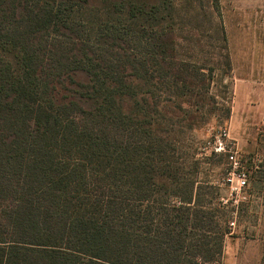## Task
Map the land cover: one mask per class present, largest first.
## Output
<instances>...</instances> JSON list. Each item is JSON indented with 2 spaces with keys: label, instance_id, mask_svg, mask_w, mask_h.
<instances>
[{
  "label": "trees",
  "instance_id": "obj_1",
  "mask_svg": "<svg viewBox=\"0 0 264 264\" xmlns=\"http://www.w3.org/2000/svg\"><path fill=\"white\" fill-rule=\"evenodd\" d=\"M172 7L0 0V264H216L192 191L155 199L178 183L168 108L206 78L176 57Z\"/></svg>",
  "mask_w": 264,
  "mask_h": 264
},
{
  "label": "rangeland",
  "instance_id": "obj_2",
  "mask_svg": "<svg viewBox=\"0 0 264 264\" xmlns=\"http://www.w3.org/2000/svg\"><path fill=\"white\" fill-rule=\"evenodd\" d=\"M172 2L176 57L206 78L189 90L191 112L168 108L180 124L170 133L178 183L168 182L156 202L179 206L192 191L189 213L202 230L192 233L202 235L203 261L264 264V0ZM192 117L198 127L183 128ZM235 151L248 177L241 195L228 182ZM205 211L216 220L206 225Z\"/></svg>",
  "mask_w": 264,
  "mask_h": 264
},
{
  "label": "built area",
  "instance_id": "obj_3",
  "mask_svg": "<svg viewBox=\"0 0 264 264\" xmlns=\"http://www.w3.org/2000/svg\"><path fill=\"white\" fill-rule=\"evenodd\" d=\"M237 154L238 152L235 151L229 155L230 163L233 166V172L230 174L228 182L230 184L232 193H235L236 195H241L242 190L245 189L247 186L248 177L245 171L240 170L241 165L238 160Z\"/></svg>",
  "mask_w": 264,
  "mask_h": 264
}]
</instances>
